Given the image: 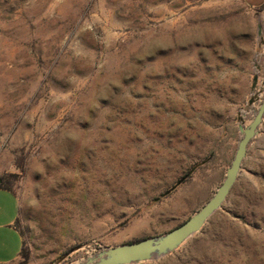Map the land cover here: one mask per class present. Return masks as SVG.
<instances>
[{
  "label": "rangeland",
  "instance_id": "374dc122",
  "mask_svg": "<svg viewBox=\"0 0 264 264\" xmlns=\"http://www.w3.org/2000/svg\"><path fill=\"white\" fill-rule=\"evenodd\" d=\"M263 7L0 0V180L18 174L28 251L19 264H54L87 244L65 263L77 262L92 243L161 235L213 196L255 62L264 86ZM141 264H264V121L222 209L173 253Z\"/></svg>",
  "mask_w": 264,
  "mask_h": 264
},
{
  "label": "water",
  "instance_id": "95a60500",
  "mask_svg": "<svg viewBox=\"0 0 264 264\" xmlns=\"http://www.w3.org/2000/svg\"><path fill=\"white\" fill-rule=\"evenodd\" d=\"M261 15L263 23L259 22L257 24V36L260 45L264 47V7L261 10ZM260 68V64L255 62L256 72L252 80L251 95L245 107L237 115L240 138L231 164L227 168L225 178L213 196L198 211L180 226L161 235L150 236L111 247L97 246L92 243L95 249L93 253L80 261L65 263L74 252L83 249L87 244L77 245L59 257L54 264H141L173 253L191 237L199 233L209 219L218 210L222 209L239 178L250 144L261 133L264 121V86H259ZM258 101H260V104L255 109L254 106ZM251 111L253 112V118L246 124V116ZM183 180L184 178L171 189L176 188ZM168 193H170V190L165 194Z\"/></svg>",
  "mask_w": 264,
  "mask_h": 264
},
{
  "label": "crops",
  "instance_id": "0c3cea01",
  "mask_svg": "<svg viewBox=\"0 0 264 264\" xmlns=\"http://www.w3.org/2000/svg\"><path fill=\"white\" fill-rule=\"evenodd\" d=\"M255 8L264 5V0H245ZM20 200L14 191L0 188V264H19L23 236L16 226L20 215Z\"/></svg>",
  "mask_w": 264,
  "mask_h": 264
},
{
  "label": "trees",
  "instance_id": "16d2710c",
  "mask_svg": "<svg viewBox=\"0 0 264 264\" xmlns=\"http://www.w3.org/2000/svg\"><path fill=\"white\" fill-rule=\"evenodd\" d=\"M17 175H18L17 173L12 172V173H6L4 176H2V179L0 181V188L7 189L10 191H14L12 188V181L15 177H17ZM16 226L18 227V229L20 230V232L23 236V232H22L21 228L19 227V219L16 220ZM138 240H140V239H138ZM135 241H137V240H135ZM21 255L28 257V251L25 247L24 239H23V246H22V250H21ZM20 264H26V261L20 262Z\"/></svg>",
  "mask_w": 264,
  "mask_h": 264
}]
</instances>
